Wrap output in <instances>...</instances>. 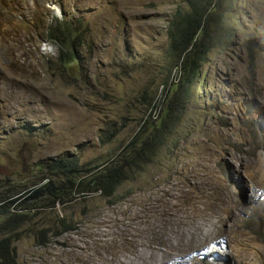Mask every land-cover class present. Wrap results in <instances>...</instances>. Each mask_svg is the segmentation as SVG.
I'll list each match as a JSON object with an SVG mask.
<instances>
[{
	"label": "rangeland",
	"instance_id": "obj_1",
	"mask_svg": "<svg viewBox=\"0 0 264 264\" xmlns=\"http://www.w3.org/2000/svg\"><path fill=\"white\" fill-rule=\"evenodd\" d=\"M189 1L28 0L23 15L0 0V224L16 264H264V0H213L198 83L164 127L183 73L169 28ZM72 158L66 178L54 163ZM108 162L128 166L111 198L86 186ZM184 227L198 230L178 245Z\"/></svg>",
	"mask_w": 264,
	"mask_h": 264
},
{
	"label": "trees",
	"instance_id": "obj_2",
	"mask_svg": "<svg viewBox=\"0 0 264 264\" xmlns=\"http://www.w3.org/2000/svg\"><path fill=\"white\" fill-rule=\"evenodd\" d=\"M212 5L213 0H190L189 12L178 10L176 18L169 28L170 51L182 59L183 73L177 91L169 105V113L166 120L163 121L164 127L166 125L172 126L177 119H180L186 103L191 98L195 85L198 83L202 66L208 53L205 36ZM57 32L62 38H66V33L60 30ZM250 63L253 67V55L250 56ZM158 144L159 141L156 136L150 142V147L155 149ZM141 157L145 158L143 155H140ZM127 167L124 163L108 162L91 177L86 186H89L91 190L100 191L106 197L111 198L127 179ZM54 168L66 178L73 177L81 169L80 161L77 158L57 160L54 163ZM73 186L74 183L71 187ZM83 186L82 189L79 188L80 192H86L87 187ZM10 220L13 221L14 218ZM11 228L12 226L5 223L0 224V264H16V251L11 247L12 245L7 238L4 237Z\"/></svg>",
	"mask_w": 264,
	"mask_h": 264
},
{
	"label": "bare ground",
	"instance_id": "obj_3",
	"mask_svg": "<svg viewBox=\"0 0 264 264\" xmlns=\"http://www.w3.org/2000/svg\"><path fill=\"white\" fill-rule=\"evenodd\" d=\"M18 3H19V9H20V12L19 13H21V14H23V15H27V14H29V13H31V7H30V5H29V2H28V0H16ZM1 11V10H0ZM31 15V14H30ZM198 227H191V229L190 228H188V227H184V228H180L178 231H177V234H176V237L174 238V240H176V242L178 243V245H181V244H185V242L187 241V242H189V241H191L192 240V236H194L193 234H194V232L195 231H197L198 229H197ZM128 229V228H127ZM200 231V230H199ZM124 232V231H123ZM129 234V233H128ZM105 235V234H104ZM126 238V237H125ZM129 238V237H128ZM145 241V240H144ZM171 243H172V241L173 240H169ZM124 242H125V240H124ZM127 242V241H126ZM130 242V241H129ZM147 242V241H146ZM131 243V242H130ZM100 244V243H99ZM80 246H81V244H80ZM140 247H142V244H140V243H138V242H132V249L130 250L131 251V254L133 255V256H138L139 255V252H138V249L140 248ZM143 247H146V245H143ZM149 247V246H148ZM151 247V246H150ZM79 248H82V247H79ZM110 248H111V246H110ZM88 250V249H87ZM86 250V251H87ZM113 250V249H112ZM142 250V249H141ZM91 251V250H90ZM111 251V250H110ZM109 251V252H110ZM114 251V250H113ZM143 251V250H142ZM145 251V250H144ZM146 251L147 252H149L150 254H151V252H150V249L149 248H147L146 249ZM153 251V250H152ZM158 251V250H157ZM89 252V251H88ZM87 253V252H86ZM97 253V252H96ZM120 253V252H119ZM141 253V252H140ZM159 253V252H158ZM82 254V253H81ZM112 254V253H111ZM115 254V253H114ZM124 254V256L126 255V253H123ZM128 254V253H127ZM80 255V254H79ZM88 255V254H87ZM116 255H117V253H116ZM121 255V254H120ZM131 255V256H132ZM157 255V254H156ZM92 256H93V254H92ZM115 256V255H114ZM114 256H112V258H114L115 259V257ZM122 256V255H121ZM130 256V257H131ZM150 256V255H149ZM87 257V256H86ZM97 257V256H96ZM147 258H148V256H147ZM156 258H157V256H156ZM173 258V257H172ZM91 259H92V257H89V258H87V259H85L84 260V263L85 264H92V262H91ZM103 261L102 262H104V263H110L109 262V260H108V257H106L105 256V254H104V257H103ZM153 260V259H152ZM160 260H161V258H160ZM175 260V259H174ZM111 261V260H110ZM170 261V260H169ZM156 262V261H155ZM171 262V261H170ZM153 263V262H152ZM103 264V263H102ZM112 264H129V260L128 259H121L120 257H119V255H117L116 256V261L115 260H113L112 261ZM148 264V263H147ZM171 264V263H170Z\"/></svg>",
	"mask_w": 264,
	"mask_h": 264
}]
</instances>
